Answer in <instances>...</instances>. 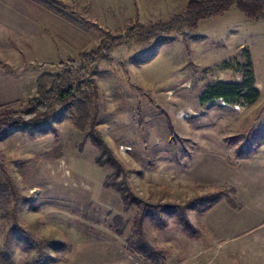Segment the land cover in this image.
Returning a JSON list of instances; mask_svg holds the SVG:
<instances>
[{
    "label": "rangeland",
    "instance_id": "1",
    "mask_svg": "<svg viewBox=\"0 0 264 264\" xmlns=\"http://www.w3.org/2000/svg\"><path fill=\"white\" fill-rule=\"evenodd\" d=\"M70 18L41 1L0 0V106L25 107L45 72L32 66L59 64L94 50L106 32L120 34L136 15L158 23L181 14L188 0H56ZM138 13V14H136ZM106 31V32H105ZM151 59L137 65L136 61ZM97 128L129 172L134 193L148 202L185 205L233 187L242 210L224 199L205 213H187L201 238L188 237L170 211L149 213L145 233L167 251V264H264V19L238 10L203 21L194 33L166 43L118 48L101 60ZM255 82L234 100L202 103L217 83ZM59 108L57 129L31 137L15 130L0 139V181L18 192L20 224L40 238L73 246L60 264H142L126 250L137 210L104 187L110 174L95 160L98 150ZM122 216L118 237L112 219ZM0 213V264H26L34 255L25 238ZM54 248H47L53 253Z\"/></svg>",
    "mask_w": 264,
    "mask_h": 264
},
{
    "label": "trees",
    "instance_id": "2",
    "mask_svg": "<svg viewBox=\"0 0 264 264\" xmlns=\"http://www.w3.org/2000/svg\"><path fill=\"white\" fill-rule=\"evenodd\" d=\"M41 1L60 17L70 18L65 7L56 0ZM238 10L247 19L260 21L264 19V0H188L181 14L172 16L165 22L143 23L138 15L130 20L120 34L106 32L94 50L81 52L77 59H68L59 64H42L32 66L39 70H53L57 74L45 72L36 79V95L25 107L12 109L10 104L0 106V139L5 138L15 130H28L31 137L47 135L57 129L51 124L59 108L72 110L74 126L86 133V138L94 146L99 155L95 163L100 168H107L110 174L105 178L104 187L116 192L122 200L126 212L137 210L133 220V236L126 240L125 250L142 264H167V251L153 246L145 233V221L149 213L170 211L176 214L177 222L184 233L193 240L201 238L200 230L188 216V209L201 202L200 212L203 214L213 206L226 199L229 206L242 210L237 204V191L233 187L216 189L201 199L188 202L185 205L148 202L139 198L130 184L127 169L119 161L113 149L99 132L98 98L100 88L96 73L101 60H109L114 51L132 44L147 45L154 40L170 42L178 34L194 33L203 21L218 18ZM138 14V13H136ZM151 59L136 61L137 65L149 63ZM1 67L8 65L0 61ZM253 79L243 84L217 83L213 84L203 94L202 103L216 99L234 100L244 90L253 94L247 99L254 100L259 91L255 89ZM1 172H6L0 165ZM18 192L10 179L0 181V213L9 226V233L16 232L25 238L28 248L34 249V255L26 264H60L66 262L65 254L73 251V246L67 239L40 238L31 230L23 227L17 216ZM112 229L118 237H124L127 222L118 215L112 219ZM54 248L50 253L47 248Z\"/></svg>",
    "mask_w": 264,
    "mask_h": 264
}]
</instances>
